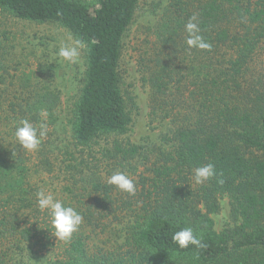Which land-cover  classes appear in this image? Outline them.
I'll list each match as a JSON object with an SVG mask.
<instances>
[{
    "label": "trees",
    "instance_id": "16d2710c",
    "mask_svg": "<svg viewBox=\"0 0 264 264\" xmlns=\"http://www.w3.org/2000/svg\"><path fill=\"white\" fill-rule=\"evenodd\" d=\"M140 1L0 0L13 17L59 24L86 45L82 86L62 117L51 65L21 72L0 59V264H264V0L152 4L140 71L159 131L133 142L136 104L120 63ZM193 14L211 51L186 50ZM24 118L48 125L37 151L14 140ZM209 162L217 177L195 184ZM116 171L134 179L135 196L106 184ZM41 187L82 213L70 241L37 211ZM184 226L206 246L173 243Z\"/></svg>",
    "mask_w": 264,
    "mask_h": 264
},
{
    "label": "rangeland",
    "instance_id": "374dc122",
    "mask_svg": "<svg viewBox=\"0 0 264 264\" xmlns=\"http://www.w3.org/2000/svg\"><path fill=\"white\" fill-rule=\"evenodd\" d=\"M156 2L157 0L139 2L134 21L123 39L120 63L122 90L126 95L133 96L136 104L131 134L133 142H140L148 137L154 140L159 131L157 123L149 120V88L142 81L140 71L150 45V37L145 36V27L154 24L155 14L159 12L157 8L155 14H151L152 4ZM73 40V35L59 24L20 20L0 9V59H5L8 64L17 63L21 72L35 70L38 63L51 65L54 70V84L61 95L58 112L60 117L65 115L64 110L69 107L82 86L86 49L81 50L80 61L76 64L68 63L55 55L60 46L71 44ZM227 215L228 203L223 199L222 211L214 216L217 230L223 227ZM33 248L37 250L36 247ZM39 255L44 253L39 251Z\"/></svg>",
    "mask_w": 264,
    "mask_h": 264
},
{
    "label": "clouds",
    "instance_id": "9594fccd",
    "mask_svg": "<svg viewBox=\"0 0 264 264\" xmlns=\"http://www.w3.org/2000/svg\"><path fill=\"white\" fill-rule=\"evenodd\" d=\"M184 27L187 34L185 38L187 51H191L192 49L212 50V44L202 35L196 14L189 17ZM85 48L86 45L82 40L75 39L71 44L60 46L55 55L68 63L76 64L80 61L81 50ZM47 134L48 125L46 122H41L37 126L29 119L24 118L15 123L13 137L17 147L19 146L18 149L34 152L39 149L42 138L46 137ZM217 175L215 165L209 162L196 167L193 171L192 179L195 184L203 185L205 182L217 177ZM223 182L222 179L218 180L220 184H223ZM106 184L114 186L117 190L130 196H135L137 191L134 179L121 171H116L108 176ZM35 197L37 211L46 217L51 229L49 232L60 241H70L73 234L83 224L84 218L82 213L71 202L57 198L53 192L43 187L35 192ZM171 239L181 249L187 248L189 245L197 248L206 246L190 226H184L175 231Z\"/></svg>",
    "mask_w": 264,
    "mask_h": 264
}]
</instances>
